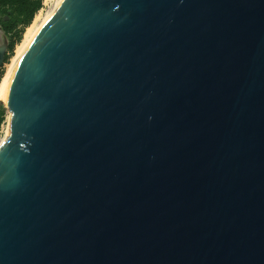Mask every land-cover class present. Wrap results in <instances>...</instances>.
<instances>
[{
	"label": "water",
	"instance_id": "water-1",
	"mask_svg": "<svg viewBox=\"0 0 264 264\" xmlns=\"http://www.w3.org/2000/svg\"><path fill=\"white\" fill-rule=\"evenodd\" d=\"M0 102V264H264V0H61Z\"/></svg>",
	"mask_w": 264,
	"mask_h": 264
},
{
	"label": "rangeland",
	"instance_id": "rangeland-1",
	"mask_svg": "<svg viewBox=\"0 0 264 264\" xmlns=\"http://www.w3.org/2000/svg\"><path fill=\"white\" fill-rule=\"evenodd\" d=\"M55 1L56 0H43L42 7L37 11L34 18L38 14L44 15L46 13V11H48L54 5ZM21 17H22V15L18 14V6L17 5L10 6V7L9 6H0V45L5 46L4 58L6 55H8V59L7 60L4 59L2 65L0 67V81H1L2 77L4 76L5 72L7 71L8 65L11 62V58L14 55L15 47H16L17 43L20 42L19 41V42L15 43L12 50H9L8 46H9V42H10L11 38H10L9 34H6L4 32L3 26L5 24H9L10 22L17 20V18H21ZM34 18H33V20H34ZM25 29H24V31H25ZM24 31H23V33H24ZM23 33H22V35H23ZM0 103L3 105L2 107H3V112H4L3 119L0 123V139H1L5 134L9 110L2 102H0Z\"/></svg>",
	"mask_w": 264,
	"mask_h": 264
},
{
	"label": "trees",
	"instance_id": "trees-1",
	"mask_svg": "<svg viewBox=\"0 0 264 264\" xmlns=\"http://www.w3.org/2000/svg\"><path fill=\"white\" fill-rule=\"evenodd\" d=\"M43 0H0V6H18V14L22 15L21 18H17L5 24L3 30L10 36L9 50H12L15 43L19 42L24 29L30 25L37 11L42 7ZM18 44V43H17ZM5 60L8 59V55L5 56ZM3 105L0 103V123L3 119Z\"/></svg>",
	"mask_w": 264,
	"mask_h": 264
},
{
	"label": "bare ground",
	"instance_id": "bare-ground-1",
	"mask_svg": "<svg viewBox=\"0 0 264 264\" xmlns=\"http://www.w3.org/2000/svg\"><path fill=\"white\" fill-rule=\"evenodd\" d=\"M61 0H56L54 5L46 11V13L43 15L38 14L32 23L25 29L22 38L20 42L16 45L15 47V52L14 55L11 58V62L8 65L7 71L5 72L4 76L2 77L0 81V99H3V92L5 85L15 70L20 58L22 57L23 53L27 49V47L30 45V43L33 41V39L36 37L38 32L41 30L43 27L44 23L47 21V19L51 16L53 11L56 9L57 5L60 3ZM9 121H10V112L8 115V121H7V126L5 130L4 136L0 139V145L6 140L8 137V132H9Z\"/></svg>",
	"mask_w": 264,
	"mask_h": 264
}]
</instances>
